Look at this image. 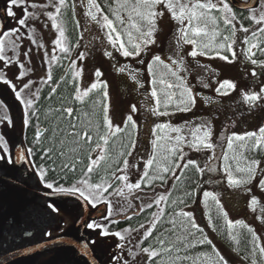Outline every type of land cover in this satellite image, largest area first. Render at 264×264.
I'll return each instance as SVG.
<instances>
[{"label":"snow or ice","instance_id":"snow-or-ice-1","mask_svg":"<svg viewBox=\"0 0 264 264\" xmlns=\"http://www.w3.org/2000/svg\"><path fill=\"white\" fill-rule=\"evenodd\" d=\"M80 3L85 6L86 11L84 16L87 18L88 23H94L104 33V40L108 45L121 56L125 58L140 57L141 54L147 50L149 45L155 44V34L158 31V20L162 18L165 11L168 12L170 19L179 24L178 39L177 42L186 45H192V50L188 53L189 56L195 58L197 56H209L211 58L218 57L219 59L233 63L237 57V45L238 38L237 33L242 32L245 35L239 39V43L242 45L240 48V54L253 66H257L260 69H264V60L257 59V55L264 56V0H256L258 6H253L250 3H246L245 7L249 12L246 19L251 20L257 27L249 28L238 22L237 14L231 7L228 0H115V6L109 5V13H106L104 8L97 0H80ZM51 6L54 11H48L45 13L47 18L51 21V26L56 30L58 35L52 41L54 47L52 48L51 61H56L59 57L56 55L57 51L64 53L68 56L71 55L72 49L68 46L65 30L58 21V17L61 14L62 9L67 8L68 0H49V4L37 5L35 3L28 5V0H7L5 8V15L16 20V23L21 27H27L26 21L29 18L28 7H49ZM76 0H73L71 5L73 12L75 11ZM162 6V7H161ZM20 9L23 15L17 17L16 12L13 9ZM126 13V15H124ZM114 17L110 18V15ZM33 18L38 19L35 14H32ZM220 23L224 28H220ZM77 27L80 26V21H76ZM47 26V25H45ZM227 30L228 35H224L223 32ZM20 28L11 27L7 30L4 29L3 21H0V83L6 85L14 95L15 99L23 106V124L27 126L30 123V116H36L37 109L36 103L39 99V91L37 88L32 91L35 81L29 79L22 85H17L13 82V79L8 77V72L11 71L12 66L17 67V72L13 73L16 81L23 80L32 71L31 68H26L25 64L21 61L17 49L20 47L18 41L22 39L20 36ZM135 32V36L133 35ZM127 37L125 40L124 37ZM83 33L80 35L82 40ZM98 37H94L97 39ZM207 38V42H205ZM217 38L219 41L217 42ZM32 44H37V41L29 37ZM43 44L38 45L39 48H43ZM79 47V43L76 44ZM13 52L12 56L7 55V51ZM31 48L27 49L23 55L28 63L31 64L29 59V53ZM104 55L112 58L113 52L105 49ZM49 53L44 52L45 60H48ZM85 59L84 53H78L75 60L70 63V67L76 66V60L83 61ZM140 63H144L141 59ZM154 66L163 68L164 71L157 72L154 70ZM182 70V61H171L166 63L165 59H162L160 55L152 57L151 62L147 65V71L152 75L151 90L148 95V99L154 101V104L147 106V111L156 117L169 116L172 112L169 109L175 105V110L180 112L191 111L192 106L196 103V97L192 93V89L185 83V78L179 74ZM119 72H129V75L133 81H135L141 88L144 87L137 79V72L128 70L126 66L120 67ZM82 69H77L73 76L75 82L77 78L82 76ZM264 75V72L259 73ZM250 75L257 77V68H252ZM96 80L93 81L86 89L81 90L77 85L75 88L74 99L83 101V98L88 96L89 93L94 90L102 91V96L106 99L108 97V83L106 80L100 79L103 76V72L100 69H96L94 72ZM166 76L175 78L177 82H170L166 79ZM52 81V69L51 62L47 69L46 78L40 81V84H48ZM163 86L158 88V86ZM205 87H208L206 84ZM174 88L182 89L179 92L180 99L176 100L177 93L171 91ZM236 84L230 80H223L218 82V86L215 88V92L221 96H226L230 91L235 90ZM56 88H52V93H55ZM242 99L249 108L258 107L261 102H264V83L257 91L242 92ZM0 109L4 111V115L0 117V124H4L8 127L13 126L12 118L7 115L8 106L3 100H0ZM137 106L131 105V112H137ZM63 112L71 117L73 109L67 107L63 109ZM109 106L104 104L103 107V120L105 131L103 134L99 133V126H97V141L95 148H92L93 136L89 135L87 131H74L71 133L73 136V143L77 147H87L89 154L87 156L88 164L86 171L83 174V178L77 180L76 183L65 187L58 182H48L46 175L48 169L34 165V161L31 159L35 155L32 148H22L19 153L13 151V146L10 144L8 138H6L3 132H0V162L4 165H17L23 163L25 165L33 166V171L38 175L39 181L49 191L45 192V197H76L80 201H83V208L91 206L96 208L98 204H104L106 211L101 214V219H89L83 222V227L88 230L96 232L97 238L100 237H117V248L122 250L120 254H113L112 259L116 264H129V261L124 258L123 250L127 244L131 243L132 234L139 235V240L135 245L137 251L133 252L132 249H128V255H130L135 261L136 257L140 254H144L147 257L146 264H183V262H190V264H229V260L217 249L216 245L211 239L208 238L204 229L197 224L195 216L190 211H185L181 208L180 211L175 212L166 222L171 225V228L165 231L168 235L161 234L159 236H153L157 225L164 219V208L160 205L167 202L166 195H160L155 198L153 203L159 208V211L153 213V219L149 221L148 225L140 224L139 228H124L122 231L112 232L109 230L110 224L119 223L117 219H114V209L112 206L111 195H118L127 200L129 195H132L134 191H142V185L145 187H151L156 180L163 181L166 174H171L176 179H179L175 169L179 168H194L199 173H204L205 168L197 163L194 159H188L185 161L184 145L199 152L201 150H208L214 152V145L211 142L212 129L211 125H196L190 128V138L183 134L181 127L173 126L170 123H154L151 126L150 132L153 139L150 141L152 145V153L149 158L144 161L143 170H140L138 164L129 163L127 157H131L133 151L136 148V139L134 134L138 130L137 122L133 119L131 114L127 115L120 125H114L113 120L109 118ZM131 126V131L128 133L129 141L125 145L126 151L118 153L122 160L118 161V164H122V167L118 166L111 171L110 178H102L100 183H91L90 177L93 171L99 168L101 161H106L108 157L107 145L111 137L117 135V133L123 132ZM73 129L76 128L75 124L70 125ZM160 133H164L161 135ZM168 133H176V135H169ZM43 131L37 129L34 143L41 144V136ZM234 141L242 142L239 147L246 149L249 152L261 151L264 152V126L258 128L257 131H248L243 134L233 133L227 138V147L229 150H233ZM102 142V143H101ZM77 147L70 149L71 152H76ZM42 157L52 159L53 149L42 148ZM92 152L96 153L95 158L91 155ZM61 157L65 156V153L61 151L59 153ZM170 157H176L179 162H174ZM214 158V157H213ZM224 161V174L227 184L230 188L244 187V191L251 193L252 189L247 187L256 180L257 172L264 174V167H261V161L258 159H252L246 162L245 166H239L237 164L235 170L229 163V156L227 153L223 155ZM82 161L66 160L61 163L60 170L75 172L76 164ZM134 168L140 172L138 179L135 182L130 180L128 175L129 169ZM209 170L212 169L209 167ZM56 171V169H52ZM236 173L241 175L237 176ZM183 173H181L182 175ZM119 182L120 186L115 189L113 193L109 192V189L113 188L115 183ZM258 187L261 191H264V178L258 181ZM107 194V195H106ZM191 197L192 193H187ZM204 198V207L208 211L209 225H213V217L211 215V208L209 206V200H211L216 209L217 215L222 217L227 228L226 239L233 242L237 247L235 251L239 252L240 239L237 234L233 233V229L240 226L247 230L251 235L249 241L251 248L248 255L243 257L244 260H249L251 264H264V244L261 243V237L256 233L255 229L245 223L243 220H231L228 219V213L224 211L223 205L218 199L217 195L210 191H204L202 193ZM153 203L146 205L147 208H152ZM175 203V201L173 202ZM183 203V201H180ZM62 202L59 200H46L45 208L50 213L59 214L62 212ZM259 204V200L256 196H252L249 201V206L252 211H256V206ZM128 206L131 207V201L128 202ZM143 207H140V211H143ZM121 212H116L115 215H120ZM126 220H131L132 216L124 215ZM258 220L264 222V218L257 216ZM103 221V222H102ZM141 229L143 232L141 234ZM213 231H216L215 225H213ZM45 235H51V233H45ZM155 241V244H149L147 247H142L145 241L149 238ZM89 244L96 245L97 240L87 241L83 247L87 249ZM197 245H208L211 248V253H200L196 257L191 255H181V253H187L190 249H194ZM87 254V252L85 253ZM95 264V261H93Z\"/></svg>","mask_w":264,"mask_h":264},{"label":"rangeland","instance_id":"rangeland-1","mask_svg":"<svg viewBox=\"0 0 264 264\" xmlns=\"http://www.w3.org/2000/svg\"><path fill=\"white\" fill-rule=\"evenodd\" d=\"M30 2L33 4L35 0H30ZM37 5H40V3H37ZM46 9L47 8L45 7L34 8L36 13L35 16L42 18L43 21L47 20L49 24H51L50 23L51 21L45 15ZM52 11H54V9ZM59 17H58V21L60 23ZM157 23H158V31L155 34L156 43L149 45L147 50H145L140 57L125 58L121 56L118 52L112 49L110 45L107 44V42L103 38L104 37L103 31H101L94 23H89L88 24L90 26L89 30H86V28L85 30L89 32V35L91 36L93 35V37H98L97 39H95L94 41L95 43L93 44L91 43L92 45L90 46L89 49L86 48L83 49V47H80L79 49H77V52H74L72 55V61H73L77 57L78 53L85 54V59L83 61L76 60V66L72 67L73 76L77 69L83 70L82 76L77 78L78 86L81 88V90L86 89L93 81L96 80V77L94 76V72L96 69H100L103 72V76L100 79L106 80L108 83V97H107V104L109 106L108 114H109V118L113 120L114 125H120L122 127L123 119L129 114H131L133 116V119L137 122L138 111L135 113L131 112V105L136 104V99L134 97L136 95L132 90L135 81L131 79L128 71L124 73H121L118 70L116 71L114 67L115 64H113V62L116 63L117 68L126 66L128 70L137 72V79L140 81V84L144 85V87L142 88L148 94L150 93L151 90L152 75L147 71V65L151 62L152 57L155 55H160L162 59H165L166 63H170L171 61H177V62L182 61V70L179 72V74L185 78L186 85L187 84L194 86L196 85L199 91L202 92L204 91L207 93L206 95L207 98L205 97V99H209V100L211 99V101H212V95L214 94V90L218 86L219 81H223L227 79L236 84L235 90L230 91L231 94L227 95V97L225 98L228 101H232L233 99L239 97L241 91H243L247 86V82L253 78L250 75L251 72L250 67L246 64L243 55H241L239 51L240 48L242 47V45L239 43V39L245 35L244 33L242 32L237 33L238 42L237 45H235L238 53L237 59L233 63H227L219 59L218 57L211 58L208 56H197L193 58L189 56L188 53L192 50L193 46L183 44L182 42L178 44L177 29L179 28V24L170 19V16L167 11H165L164 16L160 18ZM49 24H47L48 25L47 30H45L42 33L47 35L48 32L49 35L50 34L56 35L57 34L56 30L52 28V26ZM133 35L134 36L136 35L135 32H133ZM105 48H108L109 49L108 51L113 52L112 58H109L104 55ZM141 59L144 61V63L139 62ZM157 69L159 71H162L163 68L155 66L154 70L158 72ZM126 76L128 78H125ZM165 78L168 79L170 82H177L175 81L174 77L166 76ZM206 84L208 85V87H205ZM128 87L130 89H128ZM160 87L163 86L162 85L158 86V88ZM8 92L11 95V100L12 99L16 100L9 88L4 89L3 93L0 92V98L5 100V95ZM126 95L128 96L125 97ZM19 104L20 103L17 101L15 105L17 112L13 114H19L20 117L21 109ZM197 104L200 105L201 102H199L198 100ZM171 108L173 109L172 111L170 110L172 114L169 116H164L163 123H170L173 126H178L180 120L175 118L174 116L179 114L177 113L179 111L175 110V105L174 107L172 106ZM196 110L198 111L201 110L206 116L211 113L213 115V112H211L210 107L204 106V104L197 107ZM259 114L261 113L258 112L256 113V116L254 118H250V122L248 125L250 131H257L259 127L264 125L262 120L261 123L257 120V118H259ZM22 121L23 118L20 117V122L22 123V127L25 128V125L23 124ZM210 123L211 122L209 119H205L203 120V122H200L201 125L202 124L209 125ZM193 127L194 125L191 124V126H189V128L186 129L185 135L188 136L189 138H190L189 130L190 128ZM168 134L173 136L176 135V133H168ZM183 147L185 152V161L188 159H194V160L203 159V156H199V153H201L202 150L197 152L194 149L189 148L186 144ZM95 156L96 153L94 154L93 158H95ZM134 157H135L134 153L130 158L128 157L130 165L137 164V159L139 158L141 159V156L138 153H137L138 158L136 160ZM244 165L245 164H243V166ZM261 167H264V161L263 162L261 161ZM140 169L142 171L143 167H141ZM139 174L140 172L138 173L136 169L134 168L129 169L128 175L132 182H133V178H136V175ZM236 175L239 176L241 174L236 173ZM261 178H264V174L258 171L256 180H254L251 184L247 185V187L252 189L251 193L245 192L243 186L240 188H230L227 184L224 173H222L219 176H216L211 181H208L205 184H204V180L202 179L201 185L199 186V190L197 193V197L195 198L193 204L188 206L186 209V211H190L194 214L197 224H199L200 227L204 229V232L207 234L208 238L213 241V243L216 245L217 249L221 252V254L224 255L225 258L229 260V264H251V263L249 261L245 262L238 255H236L230 249V247H228V245L225 243L223 239L222 234L220 233V231H218L214 223V219H213V225H215L216 231H213V225H209L208 223V216L206 215V212L208 210L205 209L204 207V198L202 193L204 191H210L216 194L221 204L223 205L224 211L228 213V219H231L233 221L235 220L245 221L246 224H248L249 226L255 229L256 233L261 237V243L264 244V222H262V220L257 219V216L264 218V191H261L260 188L258 187V181ZM118 185H120L119 182ZM165 193L166 191L163 189V192L159 194H165ZM133 194H135V192H133ZM253 195L258 197L259 200V204L256 206L255 212H253L251 207L249 206V201ZM130 196L131 195L128 196L127 200H125L123 197H120L118 195L110 196V199L112 200V206L114 209L113 218L123 215L124 212L129 210L130 207L128 206V202H129L128 199ZM146 200L148 201H145L144 205L151 203L150 199H146ZM98 205L100 206L104 204H98ZM209 206L211 208V213H212L213 209H216V207L211 200H209ZM116 212H121V214L115 215ZM222 221H224L223 218ZM142 232L143 229L141 231V234ZM139 238H140L139 235H137L136 233L132 234L131 249L133 252L137 251L135 245L137 244ZM140 255L136 257L135 261H133L132 257L129 255L127 256L126 259L129 261V264H144L143 261L144 258L140 257Z\"/></svg>","mask_w":264,"mask_h":264},{"label":"flooded vegetation","instance_id":"flooded-vegetation-1","mask_svg":"<svg viewBox=\"0 0 264 264\" xmlns=\"http://www.w3.org/2000/svg\"><path fill=\"white\" fill-rule=\"evenodd\" d=\"M1 1H6V0H1ZM70 1H71V5H72L73 0H70ZM237 1H239L244 6L246 3H250L253 6H258L256 4V0H237ZM34 3L35 4L40 3V5L49 4V0H35ZM31 4L32 3L30 2V0H28V5H31ZM230 5H231V3H230ZM231 7L236 12L238 22L240 24H243L245 27H249L250 29L253 27H257L256 25H254V23L251 20L246 19V17H248V15H249V12L247 9L246 10L236 9L232 5H231ZM45 8H47L46 12L53 10V8L51 6L45 7ZM13 10L16 12V15L18 18L23 15V13L21 12L20 9L14 8ZM85 11H86L85 6L80 3V0H76V6H75V11H74L75 13L74 14H76L77 20L80 21V26L78 27L79 33L80 34L83 33L84 38L82 40L79 38V41H78L79 47H76V44H74V43L71 44L70 39L68 40V38H67L68 46L72 49L71 55L68 56L64 53L57 51L56 55L59 57V59L56 61H51V55H52V48L54 47L52 41L56 38L58 33L56 35H54V34L49 35L48 32H47V35L42 33L45 30H47V26H48L47 24H49V22L47 20L43 21V19L39 18V17L37 20H36V18H33L32 14L36 15L34 8H31V7L28 8L29 18L26 21V24H27L26 28L18 25L16 23V20H14L13 18L8 17L10 19V28L11 27H17V28L21 29L20 36L22 37V39H20L18 41V43L20 44V47L17 49V53L19 54L21 61L25 64V67L32 69V71L29 73V75L26 76L23 80L16 81L14 79L13 73L17 72V67L14 65V66H12L11 71L8 72V77L10 79H13V82L17 83L18 86L27 82V80H29V79L36 82L33 84V87H32V91H35L37 88L40 89L39 99L36 103V108H38V105L40 104L41 100L43 99V97L45 95H46V97H48L49 95L53 94L52 88L53 87L57 88V85H58L54 81V78H52L51 83L49 82L48 84H43V85L40 84V81L43 78H46L49 62H51L52 77L54 76L53 74L56 72V69H58V64H61L63 62L66 63L65 67H68V69H70L71 73L73 74L72 67H70V63L72 62L73 53L77 52V49H79L80 47H83V49H85V48L89 49L90 46L93 43H95L94 42L95 39H94L93 35L92 36L89 35V32L86 31V30H89L90 26L88 25L89 23L87 22V18L84 16ZM45 25H47V26H45ZM49 25H51V24H49ZM85 28H86V30H85ZM64 30H65V28H64ZM30 36L37 41V44H32L31 40L29 39ZM66 37H67V35H66ZM262 38H264V34H262ZM39 44H43L44 47L38 49ZM29 48L32 49V51L29 53V59L31 60V64L28 63V60H26L24 58V55H23V53ZM105 49L109 50L108 48H105ZM105 49H104V51H105ZM45 51H47L49 53L48 60H45V58H44V52ZM7 55L12 56L13 52L11 50H8ZM260 57L264 58V56H260ZM243 58H244V56H243ZM244 60H245L246 64L250 67V70L254 67L257 68L258 76L253 77L252 79H250L247 82V86L245 87V89L243 91H241L239 97L233 99L232 101H228L225 99L227 97V95L221 96V95L217 94L214 90V94L212 95V101H211V99L210 100L205 99V97L207 95L206 92L199 91V89L196 85L194 86V85H188L187 84L188 87H190L192 89L193 95H195V97H196V103L194 106H192L191 111H187V112H180L179 111V112H177L179 114L174 116L175 118L180 120L178 127L182 128L184 135L186 134V129H188L189 126H191V124H193L194 127L196 125H201L200 122H203V120H205V119H209L211 122L210 123L211 129H212L211 142L214 145V152H210L208 150H202L201 153H199V156H203V159L202 160H200V159L196 160L199 165H201L202 167L205 168L204 173L198 172L200 185H201L202 179L204 180V184H205L208 181H211L216 176H219L222 173H224V171H223V168H224L223 155L225 153L228 154L229 163H231V160H233L234 152H239L240 150H244V152H245L246 149H242L239 147V144L242 143L239 141H234L233 150H229L227 147V138L229 136H231L233 133L243 134L244 132L250 131L249 126H248L249 122H250V118H254L256 116V113H258V112L261 114H259V118H257V120L260 123L262 120L263 124H264V104H263V102H261L258 107L249 108V106L246 103H244V101L242 99V95H241L242 92H246L249 90H252V91L259 90V88L262 86V83H264V75H260L259 73L264 72V69H260L257 66L251 65L245 58H244ZM261 60H264V59H261ZM113 64H115L114 67L117 71L119 69V67L117 68L116 63L113 62ZM162 71H164V69H162ZM125 78H128V77L126 76ZM6 88H8L6 85H3L2 83H0V92L3 93V90ZM128 89H130V88L128 87ZM132 90H133L134 94L136 95V96H134L136 99L135 105L137 106V109H138V116H137L138 130L134 134V138L136 139V148L133 151V153L135 156L134 157L135 160L138 158L137 153L141 156V159L140 158L137 159V164L141 168L144 165V161L147 158H149L150 154L153 151L152 145L150 144V141L153 138L151 136V132H150L151 126L154 123H163L164 118L153 116L147 111V106L149 104H154V101H151L148 99L149 94L143 88H141L136 82H134V87ZM181 90L182 89H178V88H174L171 90V91H174L177 93V96L175 97L176 100L180 99L179 92ZM230 94H231V92H229L228 95H230ZM127 96L128 95H126L125 97H127ZM0 100H3V99L0 98ZM198 100H199V102H201L200 105L204 104V106L210 107V110H211V112H213V115L211 113V114H208L206 116V115H204V113L201 110H199V111L196 110L197 107L200 106L197 104ZM3 101L8 106L7 115H9L12 118V114H10L11 113L10 107L13 103L16 104L17 100H13V99L11 100V95L8 92V93H6L5 100H3ZM209 101H211V102H209ZM19 106L21 109L20 117L23 118V106L21 104H19ZM173 107H174V105H173ZM170 110L172 111L173 109L171 108V109H169V111ZM198 113H199V115H198ZM4 114H5L4 111L2 109H0V117H2ZM39 118L40 117L38 115V110H37L36 116H30V122H32V121L35 122V119H39ZM29 128H30V123L27 126H25V128H24V140L25 141H26L27 134L29 133ZM13 131H14V123H13L12 127H8L4 124H0V132H3L6 136V138L9 139V136L13 133ZM130 131H131V126H129L128 129H125L123 132L128 136V133ZM123 132L117 133V135H120ZM160 134L163 135L164 133H160ZM128 141L126 142V145H127ZM263 158H264V156L262 157V159L260 161L263 162L264 161ZM242 161L244 162L245 159H242ZM177 162H179V161H177ZM2 166H4V164L2 162H0V168ZM209 167L212 169L211 171L209 170ZM184 170H185V168L176 169L177 176H180ZM138 173H139V171H138ZM139 175H136V178H133V182H135L138 179ZM119 186L120 185H118L117 187H119ZM166 186H168V185H165L163 187H162V185H156L154 188L148 190L147 188H145L142 185V191H138V192L134 191L135 194H133V195L135 196L139 193H142V194L153 193L157 187H161L164 190H166L165 189ZM133 195H131L128 199V201H131V207L129 208V210L124 212L123 215H120L118 217H114V219H117L119 217H124V215H129L132 212L136 211L137 208L138 207L140 208L141 206H144L143 211H141L139 216L131 215L132 216L131 220H125V221L118 220L119 223L110 224L109 225L110 231H112V232L122 231L124 228H128V227L139 228V226L136 225L137 221L140 218H142V216L146 212L150 211L153 207L156 206L153 203L154 199L159 197L160 195H166L167 200L169 198V195L167 193H165V194H159V195L157 194L155 197H153V199L149 198V197L141 196L138 199L133 200L132 199L134 197ZM146 199H150L151 203H153L152 208H147L146 207L147 204L144 205L145 201H148ZM161 207H162V204H161ZM186 209L187 208H185V211H186ZM145 225L147 226L148 223H145ZM69 228H70V222L66 219L64 225L61 228L50 230L48 232V233H51V235L50 236L47 235V239L60 237V235L67 232L69 230ZM87 231L91 236H93L91 240H97V244L92 245L95 247V249L99 250L97 257L100 258L99 256H101V258H103L102 254L104 256H106V254H108L107 257L111 261L110 264H116V262L112 259L113 254L118 255L122 251V250L118 249L116 246L118 238L116 237L115 246L113 248L107 250L106 246H108L110 243H108V244L105 243V240H104L105 237L97 238L96 232H94L92 230H88V229H87ZM141 231H142V229H141ZM129 248L131 249V243L127 244L126 248L123 250V254H124L125 259L128 256V249ZM51 257L52 256H48V257L44 258L43 260H41L39 262V264H45L49 259H51ZM140 257L144 258L143 261H144V264H146L147 257L144 254L140 255Z\"/></svg>","mask_w":264,"mask_h":264},{"label":"trees","instance_id":"trees-1","mask_svg":"<svg viewBox=\"0 0 264 264\" xmlns=\"http://www.w3.org/2000/svg\"><path fill=\"white\" fill-rule=\"evenodd\" d=\"M101 4V7L104 8L106 13H109V5L115 6V0H97ZM68 7L64 8L60 14V23L63 28H65V35H67L68 40L70 39L71 44H77L80 38L79 28L76 25L77 17L75 12H73L71 7V1L68 0ZM110 15V18L113 16ZM126 15V13H124ZM247 26V25H246ZM220 28L223 29L224 26L220 23ZM224 35H228V31L223 32ZM127 40V37H124ZM219 38H217V42ZM207 42V38H205ZM209 57V56H208ZM257 59H264L257 55ZM66 63L63 62L58 64V69L53 74L54 81L58 84L55 93L46 97V95L41 100L38 105V115L39 119H35V122H30L29 133L26 137V146L27 148H32L35 152V155L31 157L34 161V165L39 168L48 169L46 179L48 182H58L59 184L68 187L77 180L83 178V174L86 171L89 154V149L87 147H77L73 143V136L71 135L74 131H87L89 135L93 136L92 148H95L97 141V126H99V133L103 134L105 131L104 120H103V107L104 104H107V98L105 99L102 96V91L94 90L89 93L88 96L83 98V101L74 99L75 97V88L78 85V81H73V74L68 67H65ZM63 67V68H62ZM62 68V69H61ZM155 68V66H154ZM158 70V69H157ZM158 72H161L158 70ZM51 83V81H50ZM71 107L73 109V114L71 117H68L63 109ZM75 124L76 128L73 129L70 125ZM37 129L43 131V136H41V144L37 145L34 143L35 135ZM129 140V137L123 132L120 135L111 137L107 145L108 157L106 161H101L99 168L95 169L90 177L91 183H100L102 178H110L111 171L116 167H122V164L117 162L122 160L123 157L118 155L119 152L125 151L126 142ZM102 143V142H101ZM53 149L52 159L47 157H42V148ZM77 147L76 152H71L70 149ZM63 151L65 156L61 157L59 153ZM95 152H92L91 155L94 157ZM264 156V152L254 151L249 152L247 150H240L239 152H234L233 160H231V165L233 170H235L237 164L243 166L244 162H247L252 159L261 160ZM72 161H82L81 163L76 164V171L68 172L61 171L60 165L66 160ZM174 162H177L176 157H170ZM242 159H245L243 162ZM243 162V163H242ZM246 164V163H244ZM245 166V165H244ZM56 169V171H52ZM176 171V169H175ZM179 176V179L173 177L170 173L165 175L163 181L156 180L153 182L151 187H145L148 190L154 188L156 185H168L166 186V193L169 195V198L166 203L162 202V207L164 208V219L157 225L156 230L153 233V236H159L162 233L168 235L165 231L166 229L171 228V225L166 221L174 215L175 212H178L183 208H187L193 204L197 193L199 190V174L194 168H187ZM117 183L113 185L112 189H109V192H113L117 188ZM187 193H192L191 197ZM107 195V194H106ZM175 201V203H173ZM183 201V203H180ZM158 211V207H153L150 211L146 212L142 218L137 221V226L140 224L149 223L153 219V213ZM212 217L214 223L223 236L225 243L232 249V251L238 255L241 259L245 255H248V252L251 248L249 241L251 240V235L247 232L246 229L242 227H236L233 229V233L238 235L240 239L239 249L240 251H235L237 247L233 242L226 239L227 228L222 221V217L217 215V210L213 209ZM155 244V241L150 237L148 241H145L142 247H147L149 244ZM200 253H211V248L208 245H197L196 248L190 249L187 253H181V255H191L196 257ZM244 260V259H243ZM250 262L249 260H244ZM251 263V262H250ZM183 264H190V262H183Z\"/></svg>","mask_w":264,"mask_h":264},{"label":"water","instance_id":"water-1","mask_svg":"<svg viewBox=\"0 0 264 264\" xmlns=\"http://www.w3.org/2000/svg\"><path fill=\"white\" fill-rule=\"evenodd\" d=\"M236 9L246 10V7L237 0H228ZM7 0H0V21L4 29L10 28V19L5 15ZM15 103L10 107L14 131L9 136L13 151L19 153L27 148L24 142V127L16 113ZM49 191L39 181L33 166L23 163L4 165L0 168V264H39L41 260L52 256L45 264H110L107 255L97 257L99 250L89 244L87 249L83 245L92 239L83 222L89 219H101L106 211L105 205L82 207L83 201L76 197H45ZM163 192L157 187L153 193L135 195L139 197H155ZM59 200L62 202V212L50 213L45 208L46 200ZM138 207L131 215L139 216ZM70 222V228L60 237L47 239L50 230L61 228L65 220ZM117 220L125 221L124 217ZM106 249L113 248L116 237H105ZM87 252V254H85Z\"/></svg>","mask_w":264,"mask_h":264}]
</instances>
